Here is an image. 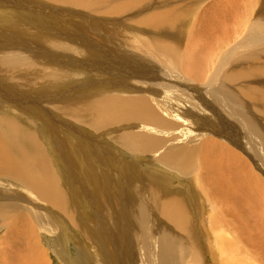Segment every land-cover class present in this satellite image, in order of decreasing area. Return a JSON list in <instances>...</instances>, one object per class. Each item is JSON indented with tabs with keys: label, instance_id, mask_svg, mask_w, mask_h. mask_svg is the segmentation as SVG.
I'll return each instance as SVG.
<instances>
[{
	"label": "bare ground",
	"instance_id": "1",
	"mask_svg": "<svg viewBox=\"0 0 264 264\" xmlns=\"http://www.w3.org/2000/svg\"><path fill=\"white\" fill-rule=\"evenodd\" d=\"M174 1H177L178 4L175 5ZM207 1L209 0H0V26L7 29L8 19H12V13L17 11L20 20L25 19L27 22H31L36 32L44 33L43 35H49V37L75 38L76 40L79 39L78 42L82 44L83 40H85L84 35L77 32L78 36H74L75 33L72 31V23L70 22L71 19H74L85 22L90 29V36H87V39L96 38L97 36L98 38H122V40L105 42L104 48L95 45V47L93 46L95 48L93 51L99 55L107 52L103 58H106L107 62L110 63L109 68L107 67L108 73L113 74V71H116L124 76L130 75L132 81L128 79L117 83L114 78L115 83L107 84L106 89L109 90V93L104 92L100 97H95L98 96L96 93L92 100L85 101L82 99L85 102L69 106L64 105V107L58 106L56 110L65 116L74 118L79 123H84L95 132H98L100 136L107 134L101 135L100 132L109 131L108 136L110 134L115 146L120 149L123 147L124 151L142 154L144 157L154 160V164L151 165L165 166L182 176H187L191 173H193V176L196 174L195 177L200 181V185L205 189L211 190L209 193L202 187L201 190L206 193V196L209 194L212 195V200L214 198L219 199L220 204H222L219 205L220 207L222 206V208L226 209L229 206L227 212L234 213V215H242L246 221L249 218H253L254 211L258 215L261 214V210L264 212V201L262 200L264 199V185L254 177L251 171L247 169V166L243 165L241 157H238V154L234 151L235 149L233 150V147L228 144L231 145L232 142V146L242 152H245L243 149L247 150L246 154L249 157L251 153L253 156L256 150L255 145L249 140L250 136L248 133L255 137H260L259 132L261 130L259 128L261 127L255 125L256 123L253 124L252 120H255L259 114L264 119V110L259 113L260 111L257 109H260V107L255 106L257 105L256 103H261L264 108V82L256 84L255 80H251L264 77V66L259 63L264 60V18L261 19L262 16L264 17V13H260L259 20L247 23L248 27L243 30V38H238L237 40L220 38L221 43H219L218 47L221 50H218L215 46L214 51H208L210 56L217 55L215 67L206 83H200V85H190V82H185V79L179 76L178 73L180 72L176 70L180 67L184 69L185 62L188 60L187 62L190 64L187 65L185 71H191L192 65H194V61L192 62L191 59L194 54L190 51L191 53L188 54L189 58L186 57L187 60H185L182 55L183 52L181 53L180 50V47L183 46H180V42L177 44L176 40L169 41L168 38H158L159 36L170 38L175 30H179L182 33H179L177 38L187 39L190 37L192 39L190 42L193 43L190 45L196 46L197 43L196 41L193 42V38H200L199 36L202 35L203 31H205V38L208 42H211V39L216 36L230 35L231 37V31L228 29L232 26V23H230L232 19H239L238 15L240 12H238L236 5L240 1L229 0L227 2L219 0L211 5L207 4V11L205 10V13L202 12V17L196 23V19H194L196 10L202 5L205 7ZM218 2L221 4H218ZM222 5L228 6L234 17H230L225 10L220 8L221 11L213 15L210 14L205 22V17L209 10ZM78 10L79 13L77 12ZM48 16H54L56 25H52L48 21ZM192 22H194L193 29H191ZM203 22H205V28L204 30L201 29L202 32H200L199 23L200 26H203ZM226 23H230L229 28L225 25ZM194 25H196V28ZM4 32V35H11V37L26 38L23 34L16 31L4 30ZM56 33L58 34L57 36ZM129 33L135 37L130 38ZM197 36L198 38H196ZM88 40L90 41L91 39ZM37 41L41 45L43 44L42 40L34 38V42L36 43ZM59 41L56 38V47L54 48L49 45L51 43H48V45L43 44L45 50L53 52H51L52 56L50 54L47 55L58 57L56 52L60 47ZM11 43L7 48L4 46L5 44L0 47L1 60L6 57L11 59L19 56L17 52H20V50L22 54L29 52V49L26 50L22 45ZM85 43L89 44L90 42L87 43L86 41ZM74 49L76 50L75 46ZM71 52L70 50L68 51V53ZM69 57L60 61L65 67L73 68V64L70 65L68 63L71 60ZM202 60H205L206 64L209 62V59L206 58ZM16 63L14 61L13 64L15 65ZM19 70V65H16L14 68L15 73L16 71L19 72ZM132 74L135 78L132 77ZM64 76V74H53L49 78L55 81L59 79L60 81ZM236 83H241L239 86L243 84L240 94L236 92ZM112 88L118 90L110 91ZM180 88L186 89L187 92H195L196 97H193L192 93L189 97L191 105L195 98L203 102L212 111L209 118L215 123L208 122V119H200L199 113L206 115L207 112H202L201 110L198 114L192 113L193 110L191 111L187 107L188 104L184 102L185 99H188L185 97L187 93L184 90H180ZM96 89L94 88V90ZM118 91L124 92L122 94H128V96L119 95L117 94ZM232 93H236V95L243 98L234 100L236 105L233 103ZM206 94L208 96L207 99L203 98ZM4 95L1 94V96ZM57 98H60V96H57ZM213 103L215 107H213ZM240 106H243V108H240ZM209 113L207 114L209 115ZM43 117L47 119L46 114ZM221 117L230 118L229 123L223 125V122H217ZM17 121L15 119L10 120V117L9 119L0 117V181L14 182L11 183L12 186L27 190L44 207L53 208L60 214L66 208L63 204V192L59 190L58 186L60 178L58 179V176L55 175V171L59 173L62 171L60 169L62 163H60L61 160L59 159L61 157L58 158L55 153H52L53 150L51 149H54V147L51 146L54 145H50V157H52V160H50V157L48 158L45 155L44 148L35 134L26 131L22 124ZM204 124L206 125L205 127ZM228 125L233 130H236L237 140H231L232 138L227 137L231 133H229ZM262 130L264 129L262 128ZM113 132L114 134L117 132L114 137L111 136ZM210 133L215 138H205ZM242 134L244 138L247 137V140L239 138ZM161 135L170 136V139H167V137L165 140L161 138ZM102 140L103 138L101 137ZM97 141V144L102 146L103 143L101 144L100 140ZM250 144H252L251 147ZM55 151L57 150L55 149ZM115 152L118 153L117 151ZM104 153L106 154V152ZM119 160H116L117 163L115 161V165L120 164ZM50 163H53V168ZM107 165L110 164L108 163ZM115 165L114 167H116ZM124 165L126 163H123L122 167H120L126 169V167H123ZM147 166L151 167L150 165ZM61 167L63 168V166ZM202 167H205L203 175L198 173V169ZM115 171L119 172L117 169ZM171 179L169 177L168 180ZM155 180L158 179L155 178ZM152 192L155 195L153 203L156 209L159 210V215L161 214L170 226L181 234H188L191 229L188 226L191 224L194 227V222H192L193 216L186 211L188 205H186L184 196L162 190L161 188H156ZM189 194L191 195V192L188 190L184 195ZM258 196H263V198L260 200ZM5 198L6 200H4ZM10 200L11 197H4L0 190V230L8 229L10 236L6 238L5 242L7 241L13 250L12 252L8 251L9 247L6 243L4 246V235L1 236L0 264H46L45 256L39 252V249L36 254L29 252L36 251L38 247L28 238L31 231L28 229L30 222H27L26 219L31 216L23 214L14 223L15 211L25 208V206L19 205V203L15 204ZM212 203L214 204L213 201ZM213 209L211 220L209 219L210 226L207 228L206 233H208V238L211 232L218 235L216 237L213 236V240L222 252V264H234V259L229 260V256L226 255L227 252L229 253L235 249V234L239 228L235 229L233 224L236 223L235 219L239 217L236 218L234 216V221L229 224L218 216L219 208L215 204ZM24 210L29 212V214L36 215V218L39 217V214L32 213L27 208ZM260 216L263 217L260 220L264 222V214ZM197 223L198 220L196 219V226ZM18 225L19 227L23 226L20 232L18 230H21V227L19 228ZM261 225L262 222H260ZM15 228L18 233L14 231ZM262 228H264L263 225ZM65 232L67 233V230ZM225 232L231 233L233 237H230L231 239L222 238ZM189 233L188 236H191V232ZM178 240L179 238L175 242L173 241L172 244H179ZM196 240L198 239L196 238ZM23 243L27 252L20 255L16 253L15 246ZM3 246L5 248H2ZM211 255H213V252H211ZM19 259H23L27 263H16Z\"/></svg>",
	"mask_w": 264,
	"mask_h": 264
},
{
	"label": "rangeland",
	"instance_id": "2",
	"mask_svg": "<svg viewBox=\"0 0 264 264\" xmlns=\"http://www.w3.org/2000/svg\"><path fill=\"white\" fill-rule=\"evenodd\" d=\"M217 1L219 0H209L205 4V7L202 5L199 7L200 9L198 8L196 10L197 12L194 16L196 23H198L199 18L202 17V12L205 13V10L207 11V4L211 5ZM224 1L228 2L229 0ZM239 1L236 8L238 12H240L238 15L240 20L237 19V21L236 18H234L236 20L235 22V20L232 19L233 21H230V23H232L231 27L230 23L225 24L228 28L230 27L228 30L231 31V37L230 35L216 36L212 38L213 40L211 39V42H208L205 38V31L202 32L201 30H204L206 19L209 18L210 14H216L218 11H221V9L225 10L230 17H234V14L231 13V10L225 5L218 6L219 9L221 8L220 10L218 7L209 10V13H207L205 17V22H203V26H200L199 23L202 35L199 36L200 38L197 36L196 38L198 39L193 38V42L196 41L197 43L196 46L190 45L193 44L190 42L192 41L190 37L187 39L177 38V35L182 33L179 30H175L170 38L167 36L158 37L168 38L169 41L176 40L177 44L180 42V46L183 45L180 47V50L181 53L183 52L182 55L185 60L189 58L188 54L191 52L194 54L191 61L195 63L193 62L194 65L191 64V71H185L187 65L190 64L187 62L188 60L185 62L184 69H182V67L176 69L180 72H177L179 76L185 79V82H190V85L206 83L210 75H212L211 71L215 67L217 56L216 54L210 56L209 52L214 51L215 46L218 50H221V48L218 47L219 43H221L220 38H231V40L243 38V30H246L248 27L247 23H251L253 20H259L260 13H264V0ZM174 2L175 5L178 4L177 1ZM218 4L221 3L218 2ZM201 9L204 11H201ZM77 12L79 13V10ZM12 15L13 18L10 20L8 19L7 29L0 26V47L5 44L4 46L7 48L12 44L11 42H13V44L22 45L26 50L29 49V52L22 54L20 50V52H17L19 53V56H16L17 58L13 57L8 59V57H6L4 58L6 60L0 59L2 61V63L0 61V117H6V119L10 117V120H18L17 122L22 124L26 131L35 134L48 158L50 157L51 150H53L52 153H55L58 158L61 157L59 158L61 160L60 163L63 164H61L63 168L60 166L62 170L61 173L55 171V175L58 176V179L60 178L58 186L59 190L63 192V204L66 206L65 210L60 214L53 208H50V210L44 207V205L38 202L37 198L27 190L12 186L11 183L14 182L8 183L6 181H0V190L4 194V197H11V202L13 201L15 204L19 203V205L25 206V208L15 211L14 223L23 214L29 217L31 216L29 218L30 220L28 218L26 219L27 222H30L28 229L31 231L28 238L38 247L36 251H29L30 253L36 254L39 249V252L45 256L46 264H222V252L213 240L214 237L218 235L211 232L208 238V233H206L207 228L210 226L209 223L212 212H214L213 208L215 204L219 208L217 213L218 216L224 219L225 222L231 224L234 221V216L236 218L239 217L235 219L236 223L233 224L235 229L239 228L235 234L236 246L235 249L232 250L233 252H227L226 256H229L228 259L231 260L233 258L234 264H264V228H262V225L264 227V222L260 220L262 217L260 215L264 214L262 210L259 215L254 211L253 218H249L245 221L242 215L239 216L238 214L234 215V213L227 212L229 206H227L226 209L222 208V206L220 207L219 205L222 204H220L219 199L214 198L212 200L213 197L209 194L206 196V193L201 190L203 186L200 185V181L195 177L196 174H194V176L193 173L182 176L179 173V175L174 173L165 166L151 165L154 164V160H150L142 154H133L124 151L122 149L123 147L120 149L118 146H115L110 134L108 136L109 131L100 132L101 135L107 133L105 136H100L98 132H95L84 123H79L74 118L65 116L60 111L56 110L58 106L64 107V105H75L77 103L89 101L90 99L92 100L96 93L98 96L95 97H100L104 92L109 93V90L106 89L107 84H113L115 81L118 83L128 79L132 81L130 75L124 76L116 71H113V74L108 73L110 63L107 62L106 58H103L107 52L99 55L93 51L95 45L104 48L105 46L103 45H105V42L122 40V38H98V36H95L96 38H88L91 39L89 41L86 37L90 36V29L86 26L85 22L71 19L70 23H72V31L75 33L74 36H78L76 34L78 32L85 37L80 36L85 39L83 40L84 43L82 42L81 44L78 42L79 39L58 38L57 33V37H49V35H43L44 33L40 34L36 32L31 22H27L25 19L20 20L17 11L13 12ZM262 18L264 17L262 16L261 19ZM48 21L52 25H56L54 16H48ZM193 24L194 22L191 24V29H193ZM194 27L196 28V25H194ZM199 28L197 29L198 31ZM4 30L16 31L23 34L26 38H15L11 37V35H4ZM129 36L133 38L134 35L132 36V34L129 33ZM34 38L42 40V43L45 45L51 43L49 44L53 46L51 48L56 47V38L57 41L59 39L60 41L58 43H60V47L56 52V56L58 57H51L52 51L45 50L43 44L41 45L38 41L35 43ZM86 41L87 43L90 42L91 45H89L90 43L86 44ZM68 44L70 45L68 46ZM69 50L72 52L68 53ZM216 52L218 51L216 50ZM66 57L71 59L68 63L70 65L73 64V68L65 67V65L61 63L60 60H65ZM204 58L209 59L207 64L205 60H202ZM14 61L17 62L15 65L13 64ZM259 63L261 66H264V60ZM210 64L211 66H209ZM16 65H19L20 70L15 73L14 68ZM65 70L66 72H64ZM53 74H64L65 76L60 81L59 79L55 81L49 78V76ZM132 77L135 78L133 74ZM254 80L256 84L262 83L264 82V77L255 78L251 81ZM133 82L139 83L136 81ZM239 84L241 83L235 84V89L238 94H240V89L243 87V84L240 86ZM94 88L98 90H94ZM117 90L118 89L112 88L110 91ZM180 90H184L187 93L185 97L189 100L185 99L184 102L188 104L187 107L191 111L193 110L192 113L195 112L198 114L201 110L202 112H211L209 115L207 113L206 115L199 113V117L201 120L208 119V122L215 123L209 118L212 111L209 110L203 102L195 98V101L192 102L191 105L189 97L192 94L193 97H196L195 92H187L184 88H180ZM120 92L121 91L115 93L128 96V94L125 95L122 94L124 92ZM1 94L5 95L1 96ZM54 95L55 97L53 98ZM57 96H60V98H57ZM203 98L207 99V94L204 95ZM240 98L243 99L236 95V93H232V100L235 105V101L241 100ZM82 99L85 101H82ZM256 104V107H260V109L257 110L261 113V111L264 110L262 104ZM213 107H215L214 103ZM193 108H196L195 111ZM240 108H243V106H240ZM44 114L47 115V119L43 117ZM221 118H219L217 122H223V125L229 123L228 121L230 118H222V120H220ZM252 121L253 124L256 123L255 125L261 127L259 128L261 130L259 132L260 137H255L251 133H248L250 142L255 145V154L252 156L251 153L248 157L246 154L247 150L243 149L245 152H242L236 149L232 146V142L231 145H228L233 147V150L235 149L234 151L238 154V157H241L243 165L247 166V169L251 171L254 177L264 185V130H262V128L264 129V119L259 114L256 116V119ZM205 126L204 124V127ZM228 130L229 133H231L227 137L232 138L231 140H237L236 130H233L229 125ZM111 134V136L114 137L117 135V132ZM161 136V138L165 140L167 137V139H170V136ZM101 137L103 138L102 141ZM211 137L215 138V136H212V133L205 136V138ZM247 137L244 138L243 134L239 136V138H244L246 140ZM97 140H100L101 144L103 143L102 146L97 144ZM50 145H54L51 146L54 147V149H51ZM251 146L252 144H250V147ZM55 149L57 151H55ZM104 152H106V154ZM91 155L92 157H90ZM114 158L117 161L124 158L122 161L119 160V163H122L119 165L122 167L123 163H126L127 166H123L126 167V169H122L118 164L115 165L116 160ZM50 160H52V157H50ZM108 163L111 166L107 165ZM50 164L53 168V163ZM114 165L118 168L114 167ZM114 169H117V171L119 170V172H116ZM155 170L158 171L156 172ZM198 170V173L203 175L205 167ZM93 175L95 176V180ZM166 176L172 179L168 180L169 177ZM155 178L158 180H155ZM156 188H161L162 190L184 196L186 205H188L186 211L189 215L193 216L192 222H194V227H192L191 224L188 226L189 229L191 228L188 234H181L176 229L172 228L161 214L159 215V210L156 209L153 203V197L155 195L152 194V191ZM188 190L191 192L192 197L190 194L184 195ZM205 190L209 193L211 192L209 189ZM263 196H258V199L261 200ZM4 200H6V198ZM262 200L264 201V199ZM26 208L32 213L39 214V217L36 218V215L29 214V212L24 210ZM196 219L198 220L197 226ZM260 222H262L261 226ZM20 227L21 230H18V232L23 229L22 225ZM14 231H16V228ZM189 232H191V236H188L190 234ZM3 235L5 238H3L4 246L6 243L9 247L8 251L12 252L11 245L7 243V241L5 242L6 238L10 236L7 228H5V230H0V237ZM225 235L222 238L231 239L233 237L229 232H225ZM178 238L179 244H172V242H175ZM196 238L198 240H196ZM4 246L2 248H5ZM207 247L209 248L207 249ZM215 248H217V250H215ZM15 251L20 255L25 254L27 252V250H25V244L16 245ZM211 252H213V255H211ZM230 254L232 255L230 256ZM165 255H167L166 258ZM16 263L27 262L23 259H19Z\"/></svg>",
	"mask_w": 264,
	"mask_h": 264
}]
</instances>
